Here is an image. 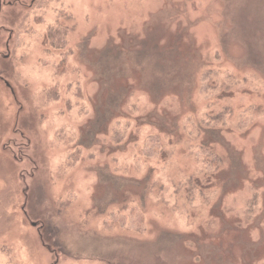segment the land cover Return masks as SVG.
<instances>
[{"label":"rangeland","instance_id":"obj_1","mask_svg":"<svg viewBox=\"0 0 264 264\" xmlns=\"http://www.w3.org/2000/svg\"><path fill=\"white\" fill-rule=\"evenodd\" d=\"M0 264H264V0H0Z\"/></svg>","mask_w":264,"mask_h":264},{"label":"trees","instance_id":"obj_2","mask_svg":"<svg viewBox=\"0 0 264 264\" xmlns=\"http://www.w3.org/2000/svg\"><path fill=\"white\" fill-rule=\"evenodd\" d=\"M56 34H58L57 32H55V35ZM50 37H51V34L49 35ZM58 41V43H62L60 40H57ZM227 110L225 109V112H226ZM224 114V112L223 113H221V114H219V117L220 118H222V115ZM218 116H216V119H218L219 118ZM155 145L157 144V141L154 143ZM156 148V147H155ZM155 150V149H154ZM148 151H149V149H148ZM150 152V151H149Z\"/></svg>","mask_w":264,"mask_h":264}]
</instances>
